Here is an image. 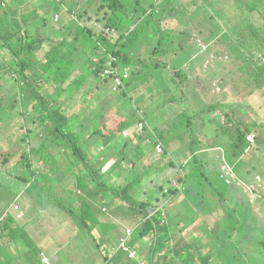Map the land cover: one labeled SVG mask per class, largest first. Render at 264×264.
<instances>
[{
  "label": "rangeland",
  "instance_id": "374dc122",
  "mask_svg": "<svg viewBox=\"0 0 264 264\" xmlns=\"http://www.w3.org/2000/svg\"><path fill=\"white\" fill-rule=\"evenodd\" d=\"M9 1L5 0L6 3ZM26 1L20 0V4H26ZM146 1L149 3L150 0ZM154 1L158 5L162 4L159 2L160 0ZM169 1L172 5H169L166 21H163V25L175 28L179 26L185 30L190 28L191 31L188 39L189 45L186 49L190 50L185 52V57L188 59L180 65V69L185 71L186 80L182 84H173L174 64H170L168 67H154V60L150 58V42L145 41L141 48V56L149 59L154 76L150 78V83L143 82L136 86V89L131 92V102L119 98L118 93L107 90V87H103L100 95L95 98V94L98 93L97 89L87 84L85 90L90 91L84 92L83 89L78 92L67 115H72L74 107L78 106L79 108L83 105L84 109L77 111L78 120L91 114L96 115L98 119V121L95 120L91 123L86 136L92 132L94 126L99 127L109 135V132L117 130L119 123L130 114L133 108L137 109L140 117L145 118L144 124H148L149 128L145 129L144 126H138V128L137 125H133L123 132L131 142V146L126 149V152L119 154V149L116 150L111 144H108L110 139L101 137L98 142H95V145L89 143V157H93L91 162H95L94 164L98 162V158L103 157L109 166L117 164L119 160L121 161V164L116 165L110 173L102 172L104 183L110 187L124 186L127 176L136 173L142 174L139 185L142 192L138 201L146 200L148 198L147 192L155 190V195L161 196L163 199L158 205L161 204L160 206L166 207L163 212L170 211L172 213L174 211L173 214L177 212L174 209L184 199L183 192L180 191L177 195L170 194L167 197L162 194L170 188H180L181 184L177 179L183 175L184 167L188 164L186 163L187 160L193 159L191 148L200 149L195 153L202 165L193 170V176L196 175L200 178V182L197 180L198 188L196 190L202 191L206 200H204V204L203 202L200 204L204 209L198 210L200 214L197 215L195 223L189 231L199 228L200 234L206 236L208 231L215 233V229H222L223 221L225 223L230 221L235 227V218H238L239 222L244 220L243 217H239L243 212L236 202L239 200L241 204L245 203L248 208L249 217L246 220L251 228L239 246L246 251L244 253L247 264H264V86L262 85L264 80V34L257 30L259 23L264 29V0H255L258 4V10L252 13H246L244 10L241 12L234 5L233 0ZM1 2L2 0H0V8L3 10ZM55 2L57 1L50 0V4ZM85 2L86 0H71V6H61L60 9H58V3L53 5L54 10L51 12V17L55 19V25L59 27V24L74 16L79 24L91 27L96 34L105 31L112 38L118 36L116 33L105 30L104 11L97 13V3L88 9V13L83 18L77 17L76 11L80 10L79 12L83 13ZM241 15L244 17L240 18ZM159 16L164 15L159 14ZM210 16L214 18L211 19ZM212 27L216 28L214 33L209 31V28ZM203 28L205 31L202 33L200 31ZM48 30V33L52 34L53 29ZM45 48H48V44L45 45ZM203 48L205 50H202ZM43 55L44 50H39L38 57L42 58ZM246 57L249 59L248 62L245 60ZM8 59H10L9 53L1 50V62L5 63ZM11 75V73L4 74L5 78L0 76V110L4 114L3 121L0 123V170L4 171L3 179L6 183L13 182L12 177L17 176V160L25 147L21 141V126L28 125L27 127L31 128L35 134L39 133L40 130V127L32 124L31 116L34 112L29 110V105H27L28 109L25 107L24 104H27L28 101L23 100L24 96L18 94L19 85L11 79ZM246 79L247 83L245 82ZM45 87L48 88V92L56 91L52 82L46 84ZM181 90H184L183 101H181ZM174 97L176 100L173 102L168 100ZM14 99L18 100L16 107L14 109L9 108ZM215 101L219 102L217 109L205 113L207 116L210 115L206 119L205 115L200 114V111L204 108V104H211ZM21 109H25L27 118L25 114L19 113ZM99 110L104 113L103 118L102 114L100 115L98 112ZM9 111L13 116L7 113ZM180 111L182 115L178 116ZM149 113V116L146 115ZM227 113H234V118L242 122L245 128H251L248 139L253 145L241 155L233 156L234 164L241 163L237 170L233 163H229L227 159V150H230V154L233 150L234 141H232L231 135H235L236 130L234 121H228ZM190 115H193L192 124L186 122ZM155 127L164 132L169 139L168 143L163 142L162 151H158L157 147H149L152 143L149 135L151 133L157 134ZM51 129L46 131L49 133ZM121 134L117 133L116 135V141L120 145L123 143ZM191 135L199 138L196 139L197 143L193 147H191V140L193 139ZM40 142L43 145V139ZM40 142L39 139H34L33 145L37 146ZM45 142L48 143L51 140ZM41 145H38L39 148H42ZM59 147L52 150L60 154L59 162H64L68 153L63 152L65 150ZM44 148L49 150L51 145L44 146ZM139 149L143 154H139ZM28 155L34 160L33 167H37V171H40L41 167L39 168L38 164L41 162L37 157L38 155L36 153ZM72 158L74 159V157ZM116 161L117 163H115ZM169 161H174L176 166L168 165ZM81 172H83L81 177L84 176L76 184H73L74 177L65 179L60 186L55 184L54 180H51L52 183H46L44 185L46 190L39 192L40 198L35 197L37 195L36 190L25 191L31 187L32 180L27 184L20 181L22 195L19 193L20 196L12 200L11 193L8 192L7 195L0 193V204L9 203L4 212L0 208V219L5 216L6 212H12L17 217L22 215L28 218L51 215L52 219L59 222V228L62 229L63 233L69 235V240H65L66 244L69 243L75 247V243H84L81 245V249L84 251L82 255L85 258L97 256L99 263H103L104 252H108L107 246H104V240L94 241L91 239L93 233L91 234L88 229H82L79 221L85 220L88 224H95L97 221V227L93 230L95 231L94 236L106 229L107 236L111 237L113 241L116 239L119 241L123 224L139 226L142 222L140 216L135 215L130 209L136 208L133 207V204L130 205L127 200L119 198L112 191H108L109 189L106 187V190L100 189L95 177L87 169H81ZM53 174L57 180L62 172H53ZM223 177L232 185L231 191L228 190V185ZM61 186L68 187L64 193L61 192ZM162 187L163 190H161ZM212 191H215L216 194H213ZM26 193H29L30 196ZM33 196L35 199L32 198ZM219 197L225 200V204L219 203ZM34 200L37 201L36 206H34ZM60 202L64 208L58 207ZM103 204L109 208L108 212L101 210ZM16 205H19L18 208ZM183 206H186L185 209H189L188 212L193 211V203L179 205V207ZM205 209H209V212L206 213ZM23 211L26 214L23 215ZM69 211L76 214L78 219L75 221L70 217L69 223L66 224V219L69 220ZM111 213L118 215V220L111 217ZM237 229L239 233L243 232L239 225H237ZM125 230L123 234H125ZM76 232L79 233V240L70 236ZM239 233L233 232V238L236 242ZM210 237L204 238L212 245V241H209ZM151 242L152 239L149 238L139 241V248L135 249V261L139 260L137 264H150L149 249ZM69 244L67 245L69 246ZM99 248L104 250L101 251L103 254L101 257H98L97 250H100ZM114 249L115 247H113ZM236 259L239 260L238 256ZM31 263L37 264V261H31Z\"/></svg>",
  "mask_w": 264,
  "mask_h": 264
},
{
  "label": "trees",
  "instance_id": "16d2710c",
  "mask_svg": "<svg viewBox=\"0 0 264 264\" xmlns=\"http://www.w3.org/2000/svg\"><path fill=\"white\" fill-rule=\"evenodd\" d=\"M54 1L57 2L51 3V5L50 0H28L24 7L20 6L19 0H10L7 3L2 0L1 2V6L4 9L1 10L0 8V51L5 50L8 52L10 59L6 60L5 63L0 60V76L5 78L4 74H12L11 79L19 85L20 95L24 96L23 100L28 101L26 102L27 104H24L25 107L28 109L27 105H29V110L31 109L34 112L31 116L32 124L37 122H42L43 124L37 134L33 133L31 128L27 127L28 125H24L25 127L21 126V141L25 147L17 160V176L12 177L13 182L6 183L3 179L5 176L4 171L0 170V193L6 195L8 192L11 193L13 200L22 190L19 182L22 181L27 184L30 180H32L31 187L26 191L33 189L39 193L46 190L44 185L52 183L51 180H54V178L43 171H37V167H33L34 160L28 154L36 153L41 158L44 153L51 154L52 151H46L45 145H41L42 142H40L43 139L45 144L46 140H51L52 148L60 146L59 148H63L64 152L74 157V162L79 168L87 169L95 177L100 189L106 190L108 188V191H112L116 196L127 200L130 205L133 204V207H136L130 209L133 210L132 212L135 215L140 216L142 223L139 226L130 225L127 227V229L132 231L127 238V244L130 248L137 249L139 248L138 243L140 240L145 238L152 239L149 249L150 264H235V262L236 264H247L245 261L246 254L244 253L246 251L239 246L251 229L250 224L246 220L249 214L245 203L241 204L239 200H236L243 211H241L242 214L239 217H243L244 220L239 222V219L235 218V227H233L232 222L228 221L225 223L223 221L222 229H215V233L208 231L206 236L200 234L199 228L189 231L194 225L197 215L200 214L198 210L204 209L200 204L202 202L204 204V200H206L203 197V192L196 190L198 188L197 180L200 182V178L196 175L193 176V170L202 165L195 153L200 149L191 148L193 159L189 158L187 160L186 163L188 164H185L183 175L177 179L181 184L180 188H170L168 190L169 193L166 191L162 194L167 197L170 194L177 195L182 191L184 199L179 205L193 203V211L188 212L189 209H185L186 206L179 207L178 205L174 209L177 210L175 214H173L174 211L172 213L170 211L163 212L166 207L160 206L161 204L158 205L163 199L161 196L155 195V190H149L151 191L150 193L149 191L147 192L148 198L146 200L138 201V197L142 192L139 187L142 174L136 173L127 176L124 186L116 185L115 187H110L104 183L103 173L104 171L110 173L115 169L116 165L121 164V161L117 160L118 163L117 161L115 162L117 164L109 166L103 157L98 158L96 164L91 162L93 157H89V143L91 142L92 145H95V142H98L101 137L110 139L111 143L109 141L108 144H111L116 150L119 149V154L125 153L126 149L131 146V142L123 132L133 125L138 127V123L145 119L140 117L137 109L133 108L130 114L119 123L117 130L109 132V135L99 127L94 126L92 132L86 136L91 123L95 122V120L98 121V119L96 115L91 114L84 119L78 120L77 111L84 109L82 104L79 108L78 106L74 107L71 117L67 115L66 110L75 102L78 92L83 89L84 92L90 91L85 90L87 84L97 89L98 93L95 94V98L100 95L99 93L103 87H107V90L118 93L119 98L126 99V102L128 100L131 102V92L136 89V86L143 82H149L150 78L154 76L149 59L141 56V48L145 41L150 42V58L154 60V67H168L170 64H174L175 77L172 78L173 84H182L186 80L185 71L182 68L180 69V65L188 59L185 57V52L190 50L186 49L187 45H189L188 39L191 31L190 28L185 30V28H180L179 26L175 28L163 25V21H166L169 5H172L171 1L160 0L159 2L162 3V6L160 4L159 6L154 0H150L149 3L146 0H86L83 13L79 12L80 10L76 11L77 17L83 18L88 13V9L94 3H97V13L104 11L105 30L116 33L118 36L115 38L108 36L105 31L96 34L91 27L79 24L74 16L70 20L59 24V27L56 26L55 19L51 17V12L54 10L52 6L57 3L59 5L58 9L64 5L71 6V0ZM233 1L241 12L244 10L246 13H252L258 10V4L255 0ZM159 14L164 16L160 17ZM241 17H244V15H241ZM210 18L213 19L214 17L210 16ZM214 27L209 28L211 33L216 30ZM48 29H53L52 34L48 33ZM257 30L264 34L262 24L259 23ZM204 31L203 28L200 32L203 33ZM183 34H186L187 37ZM46 44H48V48H45ZM42 49L44 50V55L39 58L38 51ZM202 50L205 49L203 48ZM245 60L248 62L249 59L246 57ZM112 65H117L121 70L129 72V78L126 79L125 86L118 91L112 90L114 82L112 76L102 75L103 71L107 67H112ZM49 82H52L53 87L56 88L53 93L48 92V88L45 87ZM245 82L247 83V79ZM262 85L264 86V80ZM168 100L173 102L176 97ZM183 100L184 90H181V101ZM17 103L18 100L14 99L13 104L9 108L12 107L14 109ZM217 103L219 102L204 104L200 114L205 115L207 119L210 115L207 116L205 113L216 110ZM4 111L6 112V110ZM98 112L100 115L102 114L103 118L104 113L100 110ZM0 113V123H2L4 114H2L1 110ZM7 113L12 115L10 111ZM26 114L27 112L25 113L27 118ZM146 115L149 116L150 113ZM181 115L182 112L180 111L178 116ZM226 115L228 121H234L236 124L235 135H231L232 141H234L233 150H231V154L230 150H227V159L229 163H233L237 170L241 163L234 164L233 156L241 155L253 145L248 139L251 128H245L242 122L234 118V113H227ZM192 117L193 115L187 117L186 122L188 124H192ZM104 127L107 128L105 125ZM144 128L148 129L149 125L144 124ZM47 129H51L49 133ZM117 133H122L123 143L121 145L116 141ZM156 133L149 135L152 139L149 147L155 148L157 145H162L164 148L163 142L168 143V137L157 128ZM191 136L193 137L191 147H193L197 143L196 139L199 138ZM34 139H39L40 143L37 146L33 145ZM38 145H41L42 148H39ZM139 154H143L141 149H139ZM5 160L7 159L5 158ZM192 161L193 164H191ZM169 162L168 165L176 166L174 161ZM43 163L47 165L46 162ZM42 165L40 163L38 167L40 168ZM80 178L78 183L81 180ZM188 178L189 180H187ZM224 180L228 185V190L231 191L232 185L226 178ZM137 187L138 190H136ZM163 189L162 187L161 190ZM37 192L36 194L38 195ZM212 193L216 194L215 191H212ZM219 199L220 204H225V200L222 197H219ZM58 204L62 206L61 202ZM0 206L4 212L9 203H1ZM62 207L64 208V206ZM69 212L76 221L78 216L72 211ZM205 212L208 213L209 209H205ZM157 213L159 214L157 215ZM5 218L7 220L0 223L2 231L8 228L7 224H10L13 215L7 212L4 216ZM96 222L95 224H88L85 220L83 222L79 221L82 229H88L89 231H93L97 227ZM237 225L242 227V233L238 232ZM234 231L239 233L237 242L233 238ZM126 234L127 230L125 231ZM209 236H211L209 241H212V245L204 238ZM103 242L105 244L108 243L111 247L103 257L104 262L108 264H137L139 262V260L135 261L134 258H131L127 250L120 247V240L119 242H115V240L113 242L112 239L107 238ZM113 247H115L114 250ZM99 249L100 252L103 251L101 248ZM236 256H238L239 260L236 259Z\"/></svg>",
  "mask_w": 264,
  "mask_h": 264
},
{
  "label": "crops",
  "instance_id": "0c3cea01",
  "mask_svg": "<svg viewBox=\"0 0 264 264\" xmlns=\"http://www.w3.org/2000/svg\"><path fill=\"white\" fill-rule=\"evenodd\" d=\"M20 6L23 7L25 6V4L23 5L20 4ZM18 94L20 93L18 92ZM69 108L70 107H68L66 110L67 113L69 111ZM19 113L25 114V109H21ZM69 117H71V115ZM42 124H43L42 122L34 123V125L38 126V128L41 127ZM51 144L52 141L45 144L43 142V145L45 146H50ZM52 149L53 148L51 145V148L49 150H46L48 152L52 151L51 152L52 155L49 153H44L42 158L40 155L37 156L41 164H43L40 172L43 171L45 174L53 177L54 178L53 182L58 186H60L65 179L67 180L70 177L75 178L73 184H76L79 181L78 179L81 177V173H83L81 172V168H79L77 164L75 165L74 159L71 156H69L70 154L68 155L65 153L67 156L66 159L64 160V162H59L60 158L58 157H60V154L53 151ZM71 159L73 160V162ZM52 160L54 163H51ZM43 162H46L47 165ZM59 171H61L62 174L59 175V178L56 180V176H54L53 172L58 173ZM67 188H68L67 186L66 187L61 186V192L64 193V191ZM26 194L29 195V193ZM20 195H22L21 192ZM35 197L40 198V194L38 193V195H36ZM32 198H34V196ZM36 204L37 201H35L34 206H36ZM58 207L62 208L61 205ZM104 208L106 209L104 210ZM101 210L103 212H108L109 208L105 204H103ZM25 212L27 211L25 210ZM25 212L23 211L22 214L23 215L26 214ZM10 213L13 215V219H11L10 224H7L8 228L4 229V231H2L0 228L1 230L0 231V264H32L31 261L33 262L37 261V264H45L42 261V253H45V256L52 261V264H108L107 262L99 263V259L97 258V256H95L94 258L93 257L85 258L82 255L84 251L81 249L82 247L81 245H84V243H80V244L75 243L74 244L75 247H72L69 243H67L69 244L68 246L65 243V240H69V235L63 233L62 229L59 228V222H56V220L52 219L51 215L47 214L42 217L37 216L34 218L33 217L28 218L27 216L23 217L22 215L17 217L14 215V213L12 212ZM70 217L72 216L69 215V220L68 218L66 219L65 221L66 224L69 223ZM111 217L117 218L119 216L118 215L116 216L115 213H111ZM4 220L7 219L6 218L4 219V217L0 219V223L1 221L3 222ZM116 220H118V218ZM127 227L129 226L123 224V229L121 231L119 240L121 239V237L125 235L123 233L125 228L127 230ZM101 228H103V226H101ZM89 232L91 234L93 233L91 239H93L94 241L96 240L105 241L107 238L112 239L111 237L107 236L106 229H103L102 230L103 233L102 232L98 233V235L96 236H94L95 231H89ZM70 236L75 237V240H79V233L77 232L73 235L71 234ZM89 242L92 243L91 241ZM115 242H119V241H117L116 239ZM104 246H107V251H108L110 245L107 243ZM69 248L70 251H68ZM92 248H94L93 245ZM97 252L99 253L98 257L99 256L101 257L102 253L100 252V250H97ZM104 253L106 254V252ZM67 261H70V263H67Z\"/></svg>",
  "mask_w": 264,
  "mask_h": 264
},
{
  "label": "built area",
  "instance_id": "2783aa9c",
  "mask_svg": "<svg viewBox=\"0 0 264 264\" xmlns=\"http://www.w3.org/2000/svg\"><path fill=\"white\" fill-rule=\"evenodd\" d=\"M103 76H112L114 82H113V87L112 90L113 91H118L121 90V88H123L125 86V81L126 79L129 78V72L127 70H121V68H119L117 65H112V67H107L103 73ZM144 120L139 122V127H143L144 125ZM163 146L162 145H157V150L158 151H162ZM16 208H18V205H16ZM106 208H104L105 210ZM131 229H127V234L123 237H121L120 239V247L124 248L125 250H127L129 252V256L131 258L135 259V254H136V250L132 249L128 246L127 244V238L131 235ZM138 257V255H137ZM45 256V253H42V261L45 264H50L51 261L49 260V258ZM142 262V261H141Z\"/></svg>",
  "mask_w": 264,
  "mask_h": 264
},
{
  "label": "clouds",
  "instance_id": "9594fccd",
  "mask_svg": "<svg viewBox=\"0 0 264 264\" xmlns=\"http://www.w3.org/2000/svg\"><path fill=\"white\" fill-rule=\"evenodd\" d=\"M139 258V257H138Z\"/></svg>",
  "mask_w": 264,
  "mask_h": 264
}]
</instances>
